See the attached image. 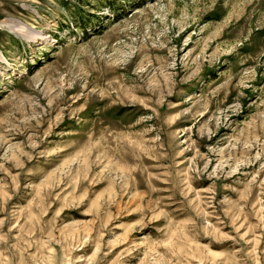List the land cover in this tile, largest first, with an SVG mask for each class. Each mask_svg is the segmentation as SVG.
Returning a JSON list of instances; mask_svg holds the SVG:
<instances>
[{"label":"rangeland","instance_id":"rangeland-1","mask_svg":"<svg viewBox=\"0 0 264 264\" xmlns=\"http://www.w3.org/2000/svg\"><path fill=\"white\" fill-rule=\"evenodd\" d=\"M0 264H264V0H0Z\"/></svg>","mask_w":264,"mask_h":264},{"label":"bare ground","instance_id":"bare-ground-1","mask_svg":"<svg viewBox=\"0 0 264 264\" xmlns=\"http://www.w3.org/2000/svg\"><path fill=\"white\" fill-rule=\"evenodd\" d=\"M20 29H22V27L19 26ZM23 30V29H22Z\"/></svg>","mask_w":264,"mask_h":264}]
</instances>
